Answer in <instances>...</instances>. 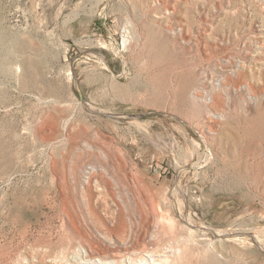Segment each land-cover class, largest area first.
<instances>
[{
	"label": "rangeland",
	"instance_id": "rangeland-1",
	"mask_svg": "<svg viewBox=\"0 0 264 264\" xmlns=\"http://www.w3.org/2000/svg\"><path fill=\"white\" fill-rule=\"evenodd\" d=\"M152 250L264 264V0H0V264Z\"/></svg>",
	"mask_w": 264,
	"mask_h": 264
},
{
	"label": "bare ground",
	"instance_id": "bare-ground-1",
	"mask_svg": "<svg viewBox=\"0 0 264 264\" xmlns=\"http://www.w3.org/2000/svg\"><path fill=\"white\" fill-rule=\"evenodd\" d=\"M262 34V33H261ZM261 37V36H260ZM150 252V251H148ZM152 259H148V257L142 255V264H174V260H175V256L176 255H173V256H170L169 254L167 255L166 258H155L154 256L156 255L157 253V250H152Z\"/></svg>",
	"mask_w": 264,
	"mask_h": 264
}]
</instances>
